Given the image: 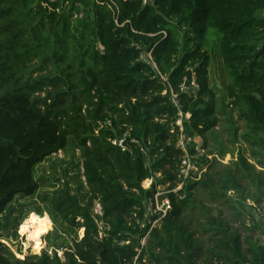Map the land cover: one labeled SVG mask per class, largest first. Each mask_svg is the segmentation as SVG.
<instances>
[{
  "label": "trees",
  "instance_id": "16d2710c",
  "mask_svg": "<svg viewBox=\"0 0 264 264\" xmlns=\"http://www.w3.org/2000/svg\"><path fill=\"white\" fill-rule=\"evenodd\" d=\"M147 52L157 68L141 59ZM215 52L230 77L219 98L221 88L210 78ZM39 73L45 74L34 77ZM193 75L198 93L182 92ZM171 90L191 115L186 133L204 141L208 154L200 163L207 171L190 180L184 198L168 195L171 209L153 227L158 216L146 218L149 200L159 185L173 190L179 182L180 111ZM217 105L225 115L237 111L248 130L240 138L264 150V0H0V264H264V247L244 241L231 222L202 209L208 222L201 237L212 235L206 247L192 227L197 189L215 202L235 192L251 210L249 201L260 202L244 198L235 176L209 158ZM130 128L141 147L131 143L132 152H123L110 140ZM239 132L234 129L235 138ZM69 147L80 151L76 192L65 184L52 197L41 196L37 209L61 233L72 237L84 229V236L72 237L71 245L51 241V254L19 259L1 242L13 203L37 196V168ZM237 166L264 194L263 171L243 154ZM157 175L145 189L143 182ZM95 201L101 214L94 213ZM250 213L253 224L236 221L254 231ZM22 219L14 220L15 231ZM246 242L252 246L244 250Z\"/></svg>",
  "mask_w": 264,
  "mask_h": 264
},
{
  "label": "rangeland",
  "instance_id": "374dc122",
  "mask_svg": "<svg viewBox=\"0 0 264 264\" xmlns=\"http://www.w3.org/2000/svg\"><path fill=\"white\" fill-rule=\"evenodd\" d=\"M45 73L36 74L34 77L38 75H42ZM210 78L212 81V85H217L221 88L222 93H218V98L224 96L226 86L229 84L230 77L226 71L225 65L221 57L216 55V52L212 54V61L210 67ZM44 96V94H43ZM230 101H227V105ZM228 114H223L219 105L216 107L215 114L218 117V126L208 134L209 140V149L214 151V155H210V159H214L215 157L219 159L220 166H218L220 171L229 172L230 174L235 176V179L239 181L242 186L244 198L249 197H257L260 199V202H253L256 208L253 210L246 205H240L238 201L228 200V197L225 201H212L210 194L208 192L203 191L202 189H197L195 192L196 200L199 203L198 209L193 211H189V214H192L193 221L192 227L194 229L199 230L197 237L201 238L204 246H209V238L212 235L202 236L203 228L207 226V218L204 216V213H208L211 217H221L226 221H229L233 224L235 229H238L242 235V239L249 240L251 244L259 245L264 247V194L260 193L258 187L254 182L247 178V176L238 168V156L243 154L252 164L257 165V169L259 171H263L264 168L262 165H259V162L264 164V158L261 156L255 157L254 153H260L264 155V150L262 148H258L256 145L247 143L243 139L240 138V135L245 134L247 130L246 122L240 119L237 111H232L230 108L227 110ZM239 128V138L234 137V129ZM199 138V136H196ZM219 150L223 151L225 154L224 159L221 160L218 153ZM207 153L206 150H203V154ZM208 154V153H207ZM80 151L74 150L72 147H69L66 152H60L55 155L51 159L47 160L45 163L41 164L37 168V177L41 180V189L37 196L33 198H18L13 203V208H15V213L11 217V223L4 230V238L1 239V242L9 247V249L14 253V255L19 259H25L29 256L41 255L43 251H48L50 254L52 253L54 248L50 247V242L53 241L55 243H61L64 240L68 242L69 245L72 244V237H78L82 239L84 236V229H80L77 234L73 233L72 237H68L66 234L61 233L55 227L54 221L51 219L48 213H43V215H47L52 222V227L47 234L42 237L43 248L40 252L35 251L33 248V244L28 241L27 236H24L20 232V227H18L17 231L14 230V220L17 217H21L22 223L26 221L29 217H35L41 219L44 217L40 216V212L37 209L40 205H42V201L40 199L41 196L47 194L48 197H52L55 191L64 188L65 184H68L69 188L72 192H76L77 190V182L74 179V175L76 173V169L74 168V163L79 162ZM160 176L157 175L154 178L148 179L143 182V187H149V180L156 181ZM61 180V182H57V180ZM84 180V179H83ZM163 186H161L162 188ZM160 189V188H159ZM88 192L87 186L85 183V189L82 192ZM263 191H264V183H263ZM232 192V191H230ZM229 193V192H228ZM242 194V193H241ZM240 194V195H241ZM244 198L240 196L241 202L244 201ZM243 199V200H242ZM35 203V204H34ZM233 208L239 209L241 211V218L234 216ZM45 211V207L42 208ZM193 212V213H191ZM254 213L256 216V228L254 231H247L240 225L236 219H240L244 221L247 225L253 224L251 217V213ZM94 213L101 214V205L98 201H95L94 204ZM259 219L262 221L259 222ZM4 218H0V222L2 223ZM161 222L157 224L160 226ZM22 225V224H21ZM3 226V224H2ZM203 227V228H202ZM2 232V233H3ZM62 236L63 239H58L59 236ZM56 236H58L56 238ZM50 238V240H49ZM26 244H30L27 248ZM146 244V241H143V245ZM249 245V242L244 243L243 248L246 250ZM28 250V251H27ZM59 256L63 258V252L59 251Z\"/></svg>",
  "mask_w": 264,
  "mask_h": 264
},
{
  "label": "built area",
  "instance_id": "2783aa9c",
  "mask_svg": "<svg viewBox=\"0 0 264 264\" xmlns=\"http://www.w3.org/2000/svg\"><path fill=\"white\" fill-rule=\"evenodd\" d=\"M143 5H154L155 0H142ZM141 59L144 62H147L153 67H156V64L153 61L152 52H147L141 56ZM162 80L165 82H168L167 77L161 76ZM182 92H191L193 94L198 93L199 91V85L196 82L195 75L192 77V81L190 85H187L186 83L182 85L181 87ZM167 92L165 91L164 94ZM171 100L172 103L175 105V107L180 111L179 112V118L176 121V126L179 130L178 135V141L176 144V148L179 149L182 152V159L181 163L179 165L178 170V178L179 182L177 187L175 189L170 190V184H167L165 186L159 185L158 191L155 194L153 199L149 200V203L147 205V212H146V218H150L152 216H158L156 220L152 222L150 220V223L152 222V226L156 227L157 224L166 216L168 211L171 209V201L168 197L171 193H176L179 195V197L184 198L186 196L185 189L188 187L190 180L197 179L200 180L202 178L203 173L207 171V167H204L200 163V159L203 155V151H198L197 143H196V137H191L186 133L185 125L184 123L186 121H189L191 118V115L184 114L181 109V103L179 100V95L176 94L173 90H171ZM106 125L108 127H112L113 122L111 120H108ZM131 128L128 129L122 136H116V138L111 139L110 142L113 146L121 149L123 152H132L131 143L136 144L141 147L140 142L131 137ZM129 142V143H128ZM196 148V154L191 153V149ZM143 152H145L144 149H142ZM161 176V175H159ZM152 180H149V187L145 189H149L153 185ZM161 186H163L161 188ZM160 188V189H159ZM180 192H183V195H181ZM228 198L237 201L238 195L235 192H229ZM248 205L251 207H255V204L251 201L248 202Z\"/></svg>",
  "mask_w": 264,
  "mask_h": 264
},
{
  "label": "bare ground",
  "instance_id": "6f19581e",
  "mask_svg": "<svg viewBox=\"0 0 264 264\" xmlns=\"http://www.w3.org/2000/svg\"><path fill=\"white\" fill-rule=\"evenodd\" d=\"M51 227L52 222L47 215L41 219L31 216L22 223L20 232L22 235L27 236L28 241L33 244L35 251L40 252L43 248L42 237L49 232ZM29 246L30 244H26L27 248Z\"/></svg>",
  "mask_w": 264,
  "mask_h": 264
},
{
  "label": "water",
  "instance_id": "95a60500",
  "mask_svg": "<svg viewBox=\"0 0 264 264\" xmlns=\"http://www.w3.org/2000/svg\"><path fill=\"white\" fill-rule=\"evenodd\" d=\"M196 143H197V146H198L197 150L198 151H202L203 150V146H204L203 139H201L200 137L199 138L196 137Z\"/></svg>",
  "mask_w": 264,
  "mask_h": 264
}]
</instances>
